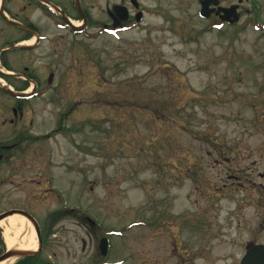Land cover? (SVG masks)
I'll return each mask as SVG.
<instances>
[{
  "label": "rangeland",
  "instance_id": "374dc122",
  "mask_svg": "<svg viewBox=\"0 0 264 264\" xmlns=\"http://www.w3.org/2000/svg\"><path fill=\"white\" fill-rule=\"evenodd\" d=\"M114 1L85 0L93 23L80 35L27 0L9 3L46 38L23 54L41 87L25 101L38 138L26 150L51 161L62 206L96 223L58 222L47 253L95 264L103 232L107 264H239L264 243V0H242L232 26L200 18L197 0H141L152 7L144 26L100 34L99 6ZM40 203L43 216L52 202Z\"/></svg>",
  "mask_w": 264,
  "mask_h": 264
},
{
  "label": "flooded vegetation",
  "instance_id": "af4514ba",
  "mask_svg": "<svg viewBox=\"0 0 264 264\" xmlns=\"http://www.w3.org/2000/svg\"><path fill=\"white\" fill-rule=\"evenodd\" d=\"M27 1L28 4H34L42 15L56 16L61 21L62 26L75 35L87 34L93 23L92 16L84 3L85 0H79L84 18H86L84 27L80 30H73L65 20V18L83 20V16H81L73 0L69 1L72 13L63 10L59 6V2L55 0ZM202 1L204 0H197L199 11L202 7ZM209 1L207 0L206 3L212 4L208 6V10H215L208 19L213 18V20H218L221 23L222 14H217L218 8L231 7L232 4L226 6L219 0L217 7H213V0ZM9 3L10 0H0V80L9 84L15 94H10L7 89L0 86V97H6L9 101L5 108L0 103L1 125L8 130V133L0 135V223L8 222L14 217L24 219L32 228L34 236L36 238L39 236L41 241V247L34 255L33 264H53L54 260H52V256L48 255L47 250L50 244L53 245L56 242L57 223L64 219L72 220L77 227L87 231L86 224L89 222V216L87 211L83 210L82 205L62 206V203L66 202L67 194H57L56 192V171L51 166V161L46 162L45 166L41 167L40 152L26 150L38 138L33 135L32 122L30 121L27 126H24L25 124L22 122L26 107L25 98L37 95L41 87L35 72L29 71V68L25 66L23 54L38 49L41 42L46 38L42 35V30L39 27L26 20L24 14L26 6L23 5L21 10L14 11L9 7ZM45 3L58 7L62 14H53ZM240 6L241 4L239 8ZM147 8L152 7L145 6L141 0H115L112 4L108 2L105 8L100 4L101 16L95 21L97 30L100 34L118 35L140 29L144 26ZM32 37L35 38V43L26 49V40ZM25 81H34L36 84L34 94L31 97L18 95L24 92ZM65 171L63 174L66 177H72L70 170ZM75 174L81 176L82 172L77 171ZM41 198L47 202H52L51 210L44 212L43 216L42 210L39 208ZM63 198L64 200H62ZM57 200L60 202L58 206ZM94 225H96L95 222H91V226ZM17 227L18 224L16 226L15 224L10 225V237L14 236ZM25 234L22 233L20 238H23ZM88 236V242L91 243L93 236L91 233ZM103 237L99 238L97 244L98 260L95 264H105L106 256L101 255L99 245ZM82 248L83 250L86 248V240L84 239H82ZM7 250L9 247L6 242L5 228L0 226V254ZM45 255L48 256L44 257Z\"/></svg>",
  "mask_w": 264,
  "mask_h": 264
},
{
  "label": "bare ground",
  "instance_id": "6f19581e",
  "mask_svg": "<svg viewBox=\"0 0 264 264\" xmlns=\"http://www.w3.org/2000/svg\"><path fill=\"white\" fill-rule=\"evenodd\" d=\"M76 25L79 24V22H74ZM34 39H30L27 41V45H33L34 44ZM31 88H29L30 91ZM12 224H18L17 229L14 231V236L10 237V225ZM0 226H3L5 228V237H6V242L8 244V247L10 250H16V251H26V252H33L37 248V242L34 236V232L30 225L22 218L20 217H14L10 219L8 222H1ZM22 233H26L23 238H20ZM15 258L11 257L6 260H3L0 262V264H14Z\"/></svg>",
  "mask_w": 264,
  "mask_h": 264
},
{
  "label": "water",
  "instance_id": "95a60500",
  "mask_svg": "<svg viewBox=\"0 0 264 264\" xmlns=\"http://www.w3.org/2000/svg\"><path fill=\"white\" fill-rule=\"evenodd\" d=\"M77 4V8L81 11L80 9V5L78 0H76ZM217 2H215L216 5ZM237 6L234 5L231 8H225V9H219L220 11H222L225 15L221 16V18L223 20L227 19L230 23H234L236 21H238L239 19V15L235 12ZM205 7H203L202 11H201V15L202 16H207L208 13L206 12ZM230 16H232L233 18H229ZM86 21V20H84ZM70 24V23H69ZM74 29H78L76 26H73L72 24H70ZM51 79V78H50ZM49 79V81H50ZM9 93H12L9 91ZM100 249H101V253L102 255H106V250H107V241L106 239L102 240L100 243ZM34 254L33 252H8L5 253L3 255L0 256V262L9 258V257H14V256H30ZM240 264H264V244H259V245H255L253 246L251 249L248 250V252L246 253V255L243 257V259L241 260Z\"/></svg>",
  "mask_w": 264,
  "mask_h": 264
},
{
  "label": "trees",
  "instance_id": "16d2710c",
  "mask_svg": "<svg viewBox=\"0 0 264 264\" xmlns=\"http://www.w3.org/2000/svg\"><path fill=\"white\" fill-rule=\"evenodd\" d=\"M33 258H24L22 264H33Z\"/></svg>",
  "mask_w": 264,
  "mask_h": 264
}]
</instances>
